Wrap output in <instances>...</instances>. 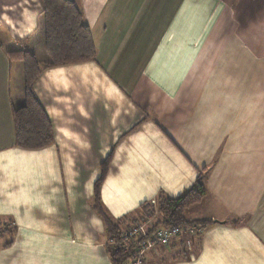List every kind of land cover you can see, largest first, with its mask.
I'll return each mask as SVG.
<instances>
[{"label":"crops","instance_id":"1","mask_svg":"<svg viewBox=\"0 0 264 264\" xmlns=\"http://www.w3.org/2000/svg\"><path fill=\"white\" fill-rule=\"evenodd\" d=\"M77 2L96 59L44 69L34 90L54 142L24 149L13 117L24 64L8 51L50 61L41 38L30 41L42 0H0V264H113L94 209L110 154L102 203L120 230L143 204L157 209L207 173L206 196L184 212L213 221L194 254L182 240L145 264H264V0ZM208 18L211 33L232 39L204 43Z\"/></svg>","mask_w":264,"mask_h":264},{"label":"trees","instance_id":"2","mask_svg":"<svg viewBox=\"0 0 264 264\" xmlns=\"http://www.w3.org/2000/svg\"><path fill=\"white\" fill-rule=\"evenodd\" d=\"M42 21L39 33L31 38L32 44L41 38L50 61L43 64L36 53L30 49H12L8 55L12 60L22 61L25 73V103L14 109V125L16 132V145L24 149H40L54 142L53 125L43 104L38 99L34 86L44 69L52 66L75 64L93 61L97 56V48L92 35V29L84 19V13L77 0H42ZM110 154L102 163V174L95 182L94 209L105 219L107 232L110 239L119 238V223L104 212L101 187L108 172ZM207 173L201 171L194 185L177 198L165 197L158 202L157 209L152 204H143L140 217L128 216L122 220H131L135 223L142 217L154 215L160 224H187L198 223L203 229L212 223V220L188 221L184 212L192 205L200 203L207 194ZM7 225H0V235L6 230ZM124 230V229H123ZM12 242L6 243V245ZM113 264H129L132 251L123 248L120 244L112 247L107 243ZM187 252L191 257L194 254V246Z\"/></svg>","mask_w":264,"mask_h":264},{"label":"built area","instance_id":"3","mask_svg":"<svg viewBox=\"0 0 264 264\" xmlns=\"http://www.w3.org/2000/svg\"><path fill=\"white\" fill-rule=\"evenodd\" d=\"M156 216L155 213L142 217L122 230L118 240H109L112 247L120 244L123 248L132 251L129 264H145V256L148 252L157 251L182 240L186 247L191 250L194 246V240L203 230V227L198 223L160 224Z\"/></svg>","mask_w":264,"mask_h":264},{"label":"rangeland","instance_id":"4","mask_svg":"<svg viewBox=\"0 0 264 264\" xmlns=\"http://www.w3.org/2000/svg\"><path fill=\"white\" fill-rule=\"evenodd\" d=\"M227 19L228 18H226V17H218V21H219L220 26L221 25H226ZM210 20L211 19L208 18L207 21H206V24H205L206 28L208 29V32H204V34L202 36V39H203L204 43H206V42H214V40L215 41H218V40L220 41V40H231L232 39V36L234 34L232 35V34H227L225 32H217V31L211 33V27H209L210 26V22H211ZM247 35H250V34H247ZM236 39L237 40L239 39L238 35H236ZM246 40H248V39H246ZM223 51L225 52L224 49H221V52H223ZM226 55H230V50L229 49H227L225 56ZM156 214H157V216H159V212L158 211H156ZM0 243H1V240H0ZM107 243H109V241Z\"/></svg>","mask_w":264,"mask_h":264}]
</instances>
